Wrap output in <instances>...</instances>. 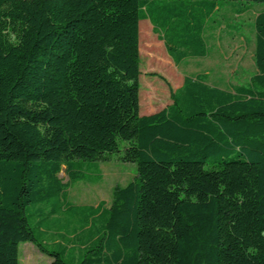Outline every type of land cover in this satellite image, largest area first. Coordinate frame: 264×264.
<instances>
[{
  "label": "trees",
  "instance_id": "trees-1",
  "mask_svg": "<svg viewBox=\"0 0 264 264\" xmlns=\"http://www.w3.org/2000/svg\"><path fill=\"white\" fill-rule=\"evenodd\" d=\"M230 1L0 0V264L23 242L50 264H264V11L247 83L186 75L140 113V22L180 64ZM121 142L137 177L109 207L70 203L63 168L82 179ZM75 218L49 245L48 221Z\"/></svg>",
  "mask_w": 264,
  "mask_h": 264
},
{
  "label": "rangeland",
  "instance_id": "rangeland-1",
  "mask_svg": "<svg viewBox=\"0 0 264 264\" xmlns=\"http://www.w3.org/2000/svg\"><path fill=\"white\" fill-rule=\"evenodd\" d=\"M245 9L244 11H240ZM264 11V2L237 0L226 4L214 15L205 37L209 53L205 58H192L176 64L168 54L164 41L153 30L149 20L140 22V113L151 114L171 104V93L179 88L186 75L200 72L208 74V83L222 88L230 84H245L256 73L254 64V21ZM142 26V27H141ZM173 71V72H171ZM173 73V74H172ZM121 151L110 154L91 166L85 177L70 181L64 168L60 177L69 182L67 200L73 205H97L104 201L109 207L117 187H122L137 177V165L122 160ZM99 168V169H98ZM58 215L63 216L60 212ZM79 218L46 224L47 242L66 243L79 228ZM64 235L65 239L60 236ZM20 264H50L52 258L42 253L32 242L19 246Z\"/></svg>",
  "mask_w": 264,
  "mask_h": 264
}]
</instances>
